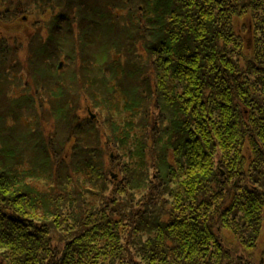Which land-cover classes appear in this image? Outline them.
<instances>
[{"label":"trees","instance_id":"1","mask_svg":"<svg viewBox=\"0 0 264 264\" xmlns=\"http://www.w3.org/2000/svg\"><path fill=\"white\" fill-rule=\"evenodd\" d=\"M23 3L0 0V20L33 16L47 37L31 38L25 68L0 38V264H253L264 58L238 26L264 36V0ZM112 146L139 159L117 161V184Z\"/></svg>","mask_w":264,"mask_h":264},{"label":"rangeland","instance_id":"2","mask_svg":"<svg viewBox=\"0 0 264 264\" xmlns=\"http://www.w3.org/2000/svg\"><path fill=\"white\" fill-rule=\"evenodd\" d=\"M25 4V0L24 3ZM27 16V15H26ZM48 19V17H45ZM12 21L14 22L13 16L9 15L7 18H5V20L3 22H0V37H7L11 42L14 41L10 44V46L13 47H17L18 48V58L21 61V65L25 68L27 67V63H26V58H27V47L30 43L31 38L37 33V32H41L42 36L45 38L47 37V30L46 28H44V23H42V21L40 19H36L35 17H29L26 18L25 16H22L21 19L18 20V22L11 26L9 24H6V21ZM245 23H240L238 26V31L242 30L243 32H240L246 39L248 46L253 48V54L255 55L256 59H258V55L262 56L264 58V50L262 51L256 44L257 40H263L264 36L259 34L258 37L257 36H250V35H246V32L243 30L246 26L248 27L247 24H249L248 20L244 21ZM250 40V43H249ZM251 48L249 49V51L251 50ZM16 62V61H14ZM258 62V61H257ZM256 70H260L257 67V64L255 65V68L253 69V71L250 74L251 80L252 82L254 81V79H257L259 77V75L256 73ZM27 70H23V78L29 82V83H33L31 77L28 75V73L26 72ZM83 105H81V110L79 112L81 117H87V118H93V120L97 119V113L92 110L93 108H91V105L89 103L88 100H85V97L82 100ZM89 103V104H88ZM95 113V114H94ZM246 114L248 115L247 111ZM25 130H23L24 132ZM113 143V142H112ZM115 144V143H113ZM128 149H134L133 145H129ZM128 150H122L121 152L118 151V148L116 146H112V149H108L106 151V163H107V168L110 171L111 176L116 179V184L119 182L120 177L122 176V172L120 170V167L118 165V162H121V166H126V162H130L131 163V167H133V163L136 160H139L136 156L135 159L133 160H128L125 159L123 161L119 160V158L117 156H119L121 153L125 152ZM135 151L133 150L132 153H134ZM109 156L113 157L115 160H113L114 162L117 163H112L109 160ZM120 157V156H119ZM154 180L158 182V175L154 173ZM156 182V183H157ZM35 186L40 189V190H45L46 187L43 186L42 183L39 182H35L34 183ZM252 185V184H251ZM129 212V210H128ZM127 212V213H128ZM129 214V213H128ZM264 214V212H263ZM253 230L257 231V237L252 241V248H251V256H249L250 259H254V263L253 264H264V259L262 261H260L259 256H263L264 255H259L261 253H264V218H263V223L260 229H256V228H252ZM220 236L222 239V242L225 243V241L231 242L228 245H225L226 247L228 246L229 249L228 250H239V248H241L242 246H239V242L240 241V234H237V232H235L234 230L231 229V232L227 231V229H224L223 231H220ZM248 236L251 237V232H248ZM235 244V245H234ZM235 251H233L234 256L233 257H238L239 254H243L245 256V253L243 251H239L237 252V254H235ZM57 253V252H56ZM62 255H57V260L59 261L61 259ZM23 264H25V261H22Z\"/></svg>","mask_w":264,"mask_h":264},{"label":"water","instance_id":"3","mask_svg":"<svg viewBox=\"0 0 264 264\" xmlns=\"http://www.w3.org/2000/svg\"><path fill=\"white\" fill-rule=\"evenodd\" d=\"M62 65V64H61Z\"/></svg>","mask_w":264,"mask_h":264}]
</instances>
